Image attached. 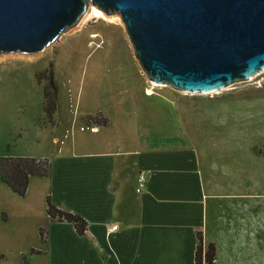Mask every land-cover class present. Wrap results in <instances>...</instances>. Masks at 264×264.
Returning <instances> with one entry per match:
<instances>
[{"label": "crops", "instance_id": "0c3cea01", "mask_svg": "<svg viewBox=\"0 0 264 264\" xmlns=\"http://www.w3.org/2000/svg\"><path fill=\"white\" fill-rule=\"evenodd\" d=\"M127 86L117 109L105 113L107 125L87 130L72 125L63 135L70 142L61 139L64 147L56 153L29 155L49 158L52 173L31 177L23 197L41 194L46 203L50 195L58 207L87 220L86 233L52 221L46 211L32 236L14 237L16 250L0 249V264L13 252V264H194L198 232L216 245L215 264H239L243 224L227 215L236 211L238 191L213 190L217 181L224 183L183 128L178 102L139 80ZM54 140L59 144V137ZM141 173L147 186L138 193ZM32 209L25 204L20 214ZM247 229L253 238V229ZM33 248L40 253L31 254Z\"/></svg>", "mask_w": 264, "mask_h": 264}, {"label": "rangeland", "instance_id": "374dc122", "mask_svg": "<svg viewBox=\"0 0 264 264\" xmlns=\"http://www.w3.org/2000/svg\"><path fill=\"white\" fill-rule=\"evenodd\" d=\"M93 7L97 8L92 5L42 51L0 54V156L56 153L64 147L61 139L71 140L63 138L66 129L72 125L91 129L95 124L84 116L112 114L123 89L131 81H142L151 91H163L178 102L183 128L205 155L206 167L224 183L217 181L213 190L238 191L236 211L228 210L227 215L243 224L239 264H264V71L207 94L154 87L135 56L121 17L97 8L99 14ZM51 81L57 85V98L55 111L48 113L53 106H45L44 92L52 97ZM204 173L212 181L211 173ZM25 204H31L32 212L20 214ZM45 212L41 194L20 197L0 180V240L6 241L0 242V249L16 250L14 237L32 236ZM213 215L210 211L209 217ZM248 226L254 233L251 239ZM14 259L13 252L1 264H13Z\"/></svg>", "mask_w": 264, "mask_h": 264}, {"label": "water", "instance_id": "95a60500", "mask_svg": "<svg viewBox=\"0 0 264 264\" xmlns=\"http://www.w3.org/2000/svg\"><path fill=\"white\" fill-rule=\"evenodd\" d=\"M92 5L121 17L157 86L207 94L264 71V0H0V54L42 51Z\"/></svg>", "mask_w": 264, "mask_h": 264}, {"label": "trees", "instance_id": "16d2710c", "mask_svg": "<svg viewBox=\"0 0 264 264\" xmlns=\"http://www.w3.org/2000/svg\"><path fill=\"white\" fill-rule=\"evenodd\" d=\"M52 87V97H50V92L46 90L44 92L45 106L47 108L53 106L47 109L48 113L55 111L56 108L54 104L57 98V85L52 82ZM83 119L87 123L95 125H107L109 123L108 117L103 112L86 115ZM51 173L52 162L49 158L11 155L0 156V180L20 197L26 195L31 177H50ZM46 204L47 214L52 221L72 223L78 234L84 235L86 233L88 222L83 216L58 207L53 203L50 195L46 197ZM39 232L41 239L44 240L45 230L41 228ZM34 253H40V251L33 248L31 249V254ZM216 257V245L213 242L205 243L202 232H198L194 264H215ZM22 262L26 263L27 257H23Z\"/></svg>", "mask_w": 264, "mask_h": 264}, {"label": "built area", "instance_id": "2783aa9c", "mask_svg": "<svg viewBox=\"0 0 264 264\" xmlns=\"http://www.w3.org/2000/svg\"><path fill=\"white\" fill-rule=\"evenodd\" d=\"M81 129L84 130L85 128L82 127ZM146 186H147V177L145 174L141 173L139 175V178H138V181L136 184V192H138V193L143 192L145 190Z\"/></svg>", "mask_w": 264, "mask_h": 264}, {"label": "bare ground", "instance_id": "6f19581e", "mask_svg": "<svg viewBox=\"0 0 264 264\" xmlns=\"http://www.w3.org/2000/svg\"><path fill=\"white\" fill-rule=\"evenodd\" d=\"M93 10H95L96 12H99V14H101V12L97 9V8H95V7H93ZM95 15V14H94ZM97 15V14H96ZM86 16H87V14H86ZM89 16V15H88ZM85 19H86V17H85ZM85 19L83 18L82 20L83 21H85ZM152 83V85L154 84L153 82H151ZM155 85V84H154ZM153 85V86H154ZM214 92V91H213Z\"/></svg>", "mask_w": 264, "mask_h": 264}]
</instances>
